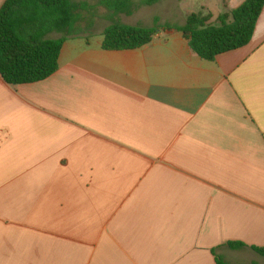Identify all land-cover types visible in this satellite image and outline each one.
Masks as SVG:
<instances>
[{"label": "crops", "instance_id": "0c3cea01", "mask_svg": "<svg viewBox=\"0 0 264 264\" xmlns=\"http://www.w3.org/2000/svg\"><path fill=\"white\" fill-rule=\"evenodd\" d=\"M246 1L158 5L182 27ZM147 9L125 24L151 28ZM105 29L69 37L44 81L0 78V264H264V10L214 61L165 28L104 50Z\"/></svg>", "mask_w": 264, "mask_h": 264}, {"label": "trees", "instance_id": "16d2710c", "mask_svg": "<svg viewBox=\"0 0 264 264\" xmlns=\"http://www.w3.org/2000/svg\"><path fill=\"white\" fill-rule=\"evenodd\" d=\"M162 1L143 0L136 6L133 0H100L97 4L84 0H6L0 8V78L10 86L46 80L58 71L67 39L89 29L96 19L111 23L103 33L104 50L141 49L152 43L159 29L116 19ZM263 10L264 0H247L238 9L221 15L216 25L210 23L211 14L199 12L189 14L182 27L167 25L165 29L181 33L200 58L214 61L251 42ZM53 34L63 37L53 39ZM229 246L240 248L244 244ZM254 250L264 255V248Z\"/></svg>", "mask_w": 264, "mask_h": 264}, {"label": "rangeland", "instance_id": "374dc122", "mask_svg": "<svg viewBox=\"0 0 264 264\" xmlns=\"http://www.w3.org/2000/svg\"><path fill=\"white\" fill-rule=\"evenodd\" d=\"M91 4H97L100 0H88ZM134 4L137 6V5H140L143 0H133ZM142 8V7H141ZM173 9H174V6H169V7H162L161 4H157L155 5L154 7H150V9H147L146 10V22L144 23L145 25L147 26H151L153 25L152 27L153 28H157L159 30L165 28L167 25H172V22H174V18L172 17V14H173ZM187 11L190 12V9L188 8V6L186 7ZM198 9H192L193 12H196ZM100 12H104V9H101L100 8ZM192 14V13H191ZM156 16H159L160 18L162 17L163 19H165L166 21V24H161L160 22V19L156 18L155 21H153V17H156ZM126 19V16L122 15L121 17H117L116 21H121L123 23H125V20ZM158 20V21H156ZM111 23L108 21V20H104V19H96L93 24L90 25L89 29L83 31V32H88V31H95V30H100L102 28H105L107 26H109ZM177 26V25H175ZM151 27V28H152ZM81 32V33H83ZM99 36H96V38H98Z\"/></svg>", "mask_w": 264, "mask_h": 264}]
</instances>
